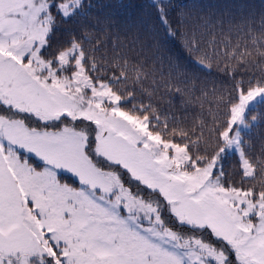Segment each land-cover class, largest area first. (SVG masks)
<instances>
[{"label":"snow or ice","instance_id":"1","mask_svg":"<svg viewBox=\"0 0 264 264\" xmlns=\"http://www.w3.org/2000/svg\"><path fill=\"white\" fill-rule=\"evenodd\" d=\"M151 6L158 32L185 35L188 16L178 12L174 28L171 0ZM92 7L0 0V264H264V141L253 160L245 140L264 124V34L252 36V49L237 43L223 53L221 70L233 78L249 65L260 73L219 98L224 119L186 128L151 103L141 64L95 55L105 41L92 44V32L107 36L115 25L89 26ZM236 11L243 30L244 6ZM57 16L80 36L54 42ZM192 19L193 48L198 29L225 23ZM250 112L258 114L249 120ZM230 154L236 172L226 168ZM258 170L259 187L250 183Z\"/></svg>","mask_w":264,"mask_h":264},{"label":"trees","instance_id":"2","mask_svg":"<svg viewBox=\"0 0 264 264\" xmlns=\"http://www.w3.org/2000/svg\"><path fill=\"white\" fill-rule=\"evenodd\" d=\"M171 2L173 9L170 11V17L174 28L178 12L188 16V22L182 26L185 32L183 36L179 33L175 37L165 36L156 30L158 22L151 0H91L93 7L87 24L91 26L99 18L101 22L107 21L115 25L108 28L107 36L103 31L92 32V44H96L97 39L105 41L95 55L101 62L106 55L110 64L116 53H122L132 63L141 64L149 73V78L143 81L142 87L152 92L151 103L162 114L178 117L181 126L186 128H191L199 120H202L206 127H212L215 119L221 121L224 119L225 105L219 98L227 99L228 94L234 92L236 80L243 78L247 81L250 74L260 75L259 70L251 65L248 68L241 67L235 78L221 69L225 67L227 61L224 52L231 51L237 43L240 49L245 47L252 49V36L259 37L264 34L261 29V21L264 20V0H171ZM238 5L244 6L243 15L248 18L243 30L235 27L241 19V15L236 11ZM198 16H211L213 21L223 19L225 23L212 29H198L196 34L198 48H193L191 29L195 21L192 18ZM229 20L232 21L231 25L228 23ZM249 26L252 28L251 33L248 32ZM80 33L78 25L57 16L54 42L59 40L63 43L70 38V34L79 37ZM213 36L214 43L210 44ZM113 41L117 45L115 49L112 47ZM85 45L90 46L87 41ZM217 52L221 54L219 57L216 55ZM199 60L210 62L211 69L203 67L198 63ZM231 63L235 64V61ZM108 74H111V69ZM153 79L156 85H153ZM166 83H171L173 87L170 90L165 88ZM176 88L180 91L177 92ZM129 90L133 89L130 87ZM135 94L144 103L149 102V98L140 91V86L135 87ZM258 111L264 112V108ZM257 114L250 112L248 119ZM261 119L264 120V116ZM245 140L252 145L249 157L255 160L261 153L264 124L254 128L252 135H246ZM33 162L38 163L34 158ZM226 168L231 172L238 170V154L228 156ZM256 175L257 179L250 183H256L259 187V170ZM64 179L72 182L67 176ZM235 179L239 180V176H235Z\"/></svg>","mask_w":264,"mask_h":264}]
</instances>
